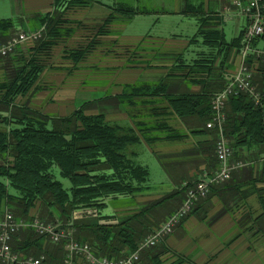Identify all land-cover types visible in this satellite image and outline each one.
Instances as JSON below:
<instances>
[{
	"label": "crops",
	"instance_id": "1",
	"mask_svg": "<svg viewBox=\"0 0 264 264\" xmlns=\"http://www.w3.org/2000/svg\"><path fill=\"white\" fill-rule=\"evenodd\" d=\"M144 1L150 3L153 0ZM187 1L196 7L202 6L205 14L227 8L221 0H197L194 3L190 0H175L176 6L172 11L163 9L159 12L135 7L134 0H112L109 4L101 0H12L8 7L10 14L0 15L1 19L19 21L13 34L44 28V35L47 25L42 24L41 19L47 14L59 19L52 21L51 25L58 33L52 38L53 45L34 54L31 48L37 41L27 42L11 55L12 67L22 65L24 59L33 54L42 66L29 93L18 98L17 102L26 104L32 110L58 117L69 116L84 106L85 114L102 113L107 122L143 130L144 137L140 136V143L130 147L129 157L139 164L140 158L155 156L163 171V179L151 181L148 177L134 196H109L104 199V208L99 214L106 217L100 223L117 224L140 209L178 192L176 196L168 198L163 204L152 206L144 216L130 222L140 233L137 244L155 222H164L180 207L187 195V191H182L183 187L188 182L196 181L202 173H208L212 167L211 158L214 159L213 150L208 145L212 139L215 144L217 133L205 129L198 116H177L166 97L161 95L162 90L159 95L139 96L132 95L133 91L129 89L132 86L163 84L170 94L200 90L199 85L189 82L190 78L180 76L187 72V68L178 63L182 59L185 64H189L207 51L202 41L197 39L196 42H190L199 29L197 17H194L198 25L197 32L191 38H180L174 34L167 37L159 29L156 31L160 34H147L140 39H131L122 34L125 30L123 26L136 15L158 13V26L168 21L165 18H171L168 16L184 21L189 16L185 12ZM125 9L143 12L129 15L121 12ZM109 16H113V19L105 25ZM231 16H237L235 10L228 13L227 17ZM224 20L220 27L225 34L222 26ZM101 26L103 30L99 34ZM102 45L107 47L103 54L117 60L109 71L105 70L106 67L99 68V48ZM77 52L81 54L75 59L74 53ZM231 57H236L235 52ZM91 58L94 60L91 61ZM9 68L0 66V82L6 80ZM223 78L225 81L226 70ZM91 92L95 93L94 98L88 96ZM108 98H112L115 105L110 115L103 111L89 112L91 106ZM2 115L6 116L7 113L2 112ZM10 126L12 124H0V129ZM257 153L256 145L239 149L231 161H241L245 166L233 171L226 185L216 188L207 199L199 202L193 213L157 244V251L151 255L153 261L145 256L143 263L264 264V180L261 179V158L264 155L257 156ZM105 172L109 174L111 171ZM108 207L109 213H102ZM30 215L34 214L30 212Z\"/></svg>",
	"mask_w": 264,
	"mask_h": 264
},
{
	"label": "trees",
	"instance_id": "2",
	"mask_svg": "<svg viewBox=\"0 0 264 264\" xmlns=\"http://www.w3.org/2000/svg\"><path fill=\"white\" fill-rule=\"evenodd\" d=\"M121 12L131 15L143 11L125 9ZM185 12L201 13L197 18L200 23L198 32L190 42L201 38L207 51L202 52L189 64L179 59V65L187 68V72L180 76L184 79L190 78L189 82L199 85L200 90L170 94L166 92L163 84L132 86L129 89L133 91L132 95L139 96L159 95L162 90L161 95L166 97L177 116H198L206 129V122L212 117V95L225 84L223 73L228 68L227 62L232 53L239 52L244 29L237 37L227 41L220 27L223 18L219 13L213 11L204 14L202 6L196 7L188 1ZM112 19L113 16H109L105 25ZM41 21L47 25V32L45 31L42 38L31 48L34 54L53 45L52 38L58 34L51 26L52 21H59L58 18L47 14ZM14 27L13 20L0 18V44L6 43L12 37ZM102 30L103 26L99 28V34ZM262 42L264 36L254 44L259 45ZM34 54L25 58L22 65L11 66V74L8 73L6 80L0 82V124H12L8 129H0V211L3 207L12 205L18 211L17 215L13 213L14 217L24 221L35 217L30 215V212L38 206H45L49 210L54 208L67 221L76 217L77 212H82L81 218L97 215V219H90L89 222L62 226L73 228L77 241L90 242L95 255L107 258L123 257L136 250V241L140 234L130 222L144 216L152 206L163 204L178 192L162 198L150 207L140 209L135 215L117 224L100 223L106 218L99 215L100 210L104 208V199L112 195L134 196L148 180L149 169L129 157L130 147L140 143V136L144 137L143 130L107 122L102 113L85 114L84 106L77 108L69 116L58 117L32 110L26 104L17 102L18 98L29 93L42 70L38 57ZM74 54V58L78 59L81 53ZM257 75L260 76L258 81ZM256 76L254 84L260 93L259 101L255 103L248 95L241 94L232 97L225 109L227 120L224 134L233 149V155L244 146L255 145L258 147L257 156L264 155V63H259ZM2 112L7 115H2ZM214 145L212 139L208 148L213 150L214 159L211 158L212 167L209 174L217 169ZM55 168L59 169L62 178L70 181L69 188H64L55 178ZM105 170L111 172L108 174ZM261 179L264 180V161L261 162ZM196 181L188 182L182 191H188ZM229 181L212 186L208 197L213 190ZM194 208L187 217L193 213ZM95 212L97 213L93 214ZM187 217L182 219L179 225ZM43 241L51 243L38 235L33 228L27 227L13 235L11 246L22 256L44 255L46 264H63V244L53 243L55 249L50 251L45 250ZM156 246L145 249L140 254L141 264H144L145 256H149L153 261L151 255Z\"/></svg>",
	"mask_w": 264,
	"mask_h": 264
},
{
	"label": "built area",
	"instance_id": "3",
	"mask_svg": "<svg viewBox=\"0 0 264 264\" xmlns=\"http://www.w3.org/2000/svg\"><path fill=\"white\" fill-rule=\"evenodd\" d=\"M226 13L236 11L246 19V26L241 38V47L236 54V66L226 70L223 88L212 95V117L206 122V129L216 131L215 156L217 169L209 174L202 173L195 184L188 189L182 205L167 220L137 244L136 250L120 258H107L93 253L88 243L77 241L74 229L44 223L34 217L30 221L16 219L11 212L0 218V263L3 264H46V257L22 256L13 250V235L22 228L31 227L34 231L55 244H63L64 264H141L140 254L143 250L156 246L165 237L173 233L179 223L193 210L196 203L208 197L211 187L231 179L232 173L245 166V163L232 162L233 149L225 137V109L232 97L248 95L257 103L260 93L254 84V76L259 63H264V46L255 45V41L264 36V0H232ZM44 28L38 31L20 32L0 46V58L13 53L18 47L42 38ZM264 161V158L261 159Z\"/></svg>",
	"mask_w": 264,
	"mask_h": 264
},
{
	"label": "rangeland",
	"instance_id": "4",
	"mask_svg": "<svg viewBox=\"0 0 264 264\" xmlns=\"http://www.w3.org/2000/svg\"><path fill=\"white\" fill-rule=\"evenodd\" d=\"M11 1L12 0H0V15L5 14L7 16V14H10V12L8 11V7L10 6ZM101 1H103L107 4L112 2V0H101ZM190 1L192 3L197 2V0H194V1L190 0ZM134 2L135 3H133L134 4L133 6H135V7L146 8L148 10H150L149 8H151L152 10L157 11V12H159L160 10H163V9L167 10V11H172L176 6L175 0H153L150 3H148L144 0H141L139 2L134 0ZM221 3L225 7L232 8L230 0H221ZM215 12L222 15L223 18L225 19L222 26L224 28L225 36H226V39L228 41L230 39H232L233 37H235V35L238 33V31L246 25V19H245V17H243L241 15H237L236 17L232 18V16L227 17L228 13H226L225 10H223V9L220 12H218V11H215ZM196 13L197 14L187 12V15H189V16L184 21H182L180 18H173L172 16H168L171 18H165V20H168V21H163L162 26H158L156 23L157 22L156 18L158 16H160V14H158V13L136 15L134 18H132L131 21H127L126 25L123 26V27H125L124 28L125 30H124V33H122V34L125 35L126 37H130L131 39H132V37H139V39H140L141 37L146 36L147 34L152 35V36H155L156 34H160L156 31L157 29H159L160 32H162V35L165 34L167 37L174 34L180 38H191L197 32V28H198L197 21L195 20L194 17L198 18V16L201 15L200 12H196ZM204 14H205V12H204ZM18 22L19 21L14 20V23H16L15 26L18 25ZM16 34H13L12 37L15 36ZM198 40L202 41L201 38H198ZM3 44L4 43H1L0 46ZM195 44H197V43H195ZM260 45L264 46V42L260 43ZM194 47L196 48L197 46L194 45ZM99 49H100L99 50V68L106 67L105 70L109 71V69H111L112 66H115V64L117 63V60L113 59L110 55H104L103 54L104 51L107 50V47H104L102 45ZM196 50H198V49H196ZM15 52L16 51L7 55L6 57L0 58V66H2L3 68H4V66H7V67L10 66L11 67L10 62L12 60H10V58H11V55H13ZM235 58L230 57L231 61L229 60L227 62V66H228L227 69H229L230 67L234 68L236 66V59ZM90 60L92 61L94 59L91 58ZM218 63H219V60H217L216 64L218 65ZM234 64H235V66H234ZM9 69H10L9 74H11L10 73L11 68H9ZM255 76H256V74H255ZM255 76H254V79L257 77L256 78L257 81L260 80V76H258V75L256 77ZM108 77H109L108 79L110 80L111 76L109 75ZM88 96H91L90 98H94L96 95H95V93L91 92L88 94ZM111 99L112 98H108L106 101L100 102L98 105L91 106L89 112L91 111V112L95 113L98 111H103V112L108 113L110 115L112 113L114 107H115V105ZM138 162L142 166H148L149 172H150L149 179L151 181H159V180H161V178L163 179V177H164L163 171L161 170L158 159L155 156H149L146 158L144 157L143 159L140 158ZM54 172H55V178L63 184L64 188H69L71 186V183L68 179L62 178L60 176L58 168H55ZM109 209H110V207H108L107 209H104L102 211V213H109ZM88 211L91 212L90 209ZM7 212L14 213L15 215L18 214L17 209L15 207H13L12 205H9V207H3L2 211H0V216H2L3 214H5ZM31 212L34 214V216L36 218H38L42 222L50 223V224H54V225H66L67 226L68 224H76V223L79 224L81 222H89L90 219L92 220V219L98 218L97 215L81 218L80 213H82V212H77V213H75L76 217L67 221L65 218H63L59 215L57 210H55L54 208H51V210H49L45 206H38L37 209L31 210ZM96 213L97 212H95L93 214H96ZM120 219L122 220V218H118L117 220H120ZM164 222H162V223H164ZM162 223H156L155 222L154 225L152 226V228L148 232L146 231L147 233L145 232V234L142 237V240L146 236L151 234L154 231V229L158 228ZM43 243H45L44 244L45 250L54 251L53 249H55L54 248L55 245L52 242L50 243V242H44L43 241ZM86 243L91 245L90 242H86ZM156 248H157V246L155 247L154 252L157 251ZM30 253H32V252H30Z\"/></svg>",
	"mask_w": 264,
	"mask_h": 264
}]
</instances>
